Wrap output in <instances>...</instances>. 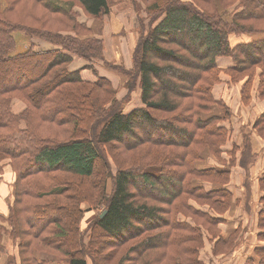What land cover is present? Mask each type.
I'll use <instances>...</instances> for the list:
<instances>
[{
	"label": "trees",
	"instance_id": "obj_1",
	"mask_svg": "<svg viewBox=\"0 0 264 264\" xmlns=\"http://www.w3.org/2000/svg\"><path fill=\"white\" fill-rule=\"evenodd\" d=\"M120 1L0 0V174L5 160L15 174L14 199L0 212V254L5 233L18 241L5 264H205V230L176 218L188 210L205 220L215 255L237 247L239 229L225 240L218 229L224 220L190 201L220 215L231 207L224 187L230 169L196 161L206 147L220 157L229 138L221 123L232 108L213 92L221 73L242 83L243 104L252 102L257 77L264 97V0H139L145 12L137 13L130 69L107 61L103 39L79 20L81 11L100 30ZM16 33L56 48L36 50L31 42L17 52ZM245 35L254 40L232 44ZM74 56L89 63L96 81L69 69ZM219 57H231L233 67L220 68ZM97 61L124 76L126 97H116L94 69ZM135 89L142 106L126 113ZM15 97L26 104L20 114L12 110ZM253 127L264 137V113ZM243 148L246 168L248 135ZM194 178L219 186L206 191ZM85 202L106 211L86 230ZM259 229L264 241V210ZM254 256L245 264H264V246Z\"/></svg>",
	"mask_w": 264,
	"mask_h": 264
},
{
	"label": "rangeland",
	"instance_id": "obj_2",
	"mask_svg": "<svg viewBox=\"0 0 264 264\" xmlns=\"http://www.w3.org/2000/svg\"><path fill=\"white\" fill-rule=\"evenodd\" d=\"M139 4V0H121L118 4H115V6L112 8V12L109 16H106L103 18L104 23L101 27V29L99 30V26L101 25L100 21L98 19H94V18H87L81 11H80V16H79V20L81 22H86L89 27L92 29V35L93 37L97 38V39H103L104 42V49H105V58L107 61L109 62H113L115 64L118 65H123L125 68L130 69L132 67V50L133 47L137 41L138 38V32H136V28L138 26V19H137V13L139 12L142 16H144V10L140 8V4ZM138 8H140V10H138ZM105 30V31H104ZM104 31V34H103ZM16 38V42H17V47L16 50L17 52H22L23 50L27 49V47L29 46V44L31 42H33L35 44V49L36 50H45L42 47L43 44H49L47 42H42L38 39L35 38H28L26 39V37H21L23 35L21 34H15L14 35ZM87 36V35H86ZM89 37V36H88ZM50 45V44H49ZM56 48V47H55ZM54 49V48H53ZM222 58V57H219ZM217 58V59H219ZM231 58V57H229ZM232 59V58H231ZM233 61V59H232ZM87 61H85V67H87V65L89 64ZM218 64V63H217ZM37 66V65H36ZM81 68L80 70L82 71ZM94 69L97 70V72L99 73L100 76L104 75L106 76V78H108L114 88L116 89V97L119 99H123L124 97L127 96L128 94V89L125 87V78L123 75L119 74L118 72H115L114 70H111L109 68H107L104 64L103 61H97L94 63L93 65ZM89 69V67L87 68ZM90 70V69H89ZM92 71V70H90ZM104 74V75H102ZM222 74V73H221ZM31 75V74H30ZM108 76V77H107ZM216 93V96L218 99H222V97L224 98V101L226 103L227 100V105L231 106V108L233 109V116L235 115L238 116L241 111L242 108L239 105L240 103L237 102L236 98H234V91L231 88V86L225 87L224 89L222 86L218 87V90ZM220 97H219V96ZM259 97V95H258ZM264 98V97H263ZM261 97H259V99H263ZM142 104L141 98L139 97V91H137V89H135V91H133L132 96H131V101L129 102L128 106L125 105L124 108H126V113L131 111L134 108H137L138 103ZM239 105V106H238ZM26 107V104L18 97H15L13 99V104H12V110L14 114H20L24 108ZM252 107H250V111H251ZM218 111V106H216L214 108L213 112H217ZM248 111L247 108H245L244 114ZM254 112V111H253ZM160 116V115H159ZM226 124H229V126L232 128V132H231V144L234 143L237 140V134L235 133V127L236 125L233 124V118L231 117ZM21 127L25 128V125L23 122H21ZM230 128V129H231ZM242 133V132H241ZM251 140V137H250ZM253 142L250 141V146L251 149L253 151ZM225 146V145H224ZM223 146V147H224ZM223 147L221 148V155L220 157H218L217 155H215L209 148H205L202 153H201V158L200 160L196 161V164H198L199 168H201L203 166V164H207L205 162V160H207V162H212L213 164H215V167H220L221 169H230V176H229V182L224 185L227 186L230 181H231V174L233 175V178L236 179H240L243 180V184L245 185V190H244V197L242 199L243 203L242 206L247 209L250 206V201H251V195L248 192V189L251 188V183L253 182V179H255L256 177L254 176V173L256 172V168H253L252 172L251 169H248V171L245 173V176H242L240 173H238V169L235 167L237 164V160L238 158L236 157V160H234L232 162V158L230 159V161L228 162L227 160L223 159ZM226 151V150H225ZM245 151H247L245 149ZM263 151V147H261V149L259 150V152ZM254 159V155H250L249 158H246V161L248 162H252ZM257 159V153L255 154V161ZM255 161H253L252 163H255ZM112 162V160H111ZM251 163V164H252ZM113 164V162H112ZM235 167V168H234ZM113 170H115V166L113 165ZM208 180V179H205ZM202 179H193V183H205L208 185H211L213 187H218L219 184H215L212 182L205 181ZM14 181H15V174L10 166V161L9 160H5L3 162V170L2 173L0 174V212L3 214H7L8 213V207L9 204L13 201L14 199V191H15V187H14ZM235 186H232L234 189H237L236 183L234 182ZM240 187V186H239ZM191 205L195 206L196 208L202 210L203 212H207L209 213L211 216H213L212 214H214V210L211 209L209 206L205 205V206H201L199 204H197L195 201H190ZM248 203V204H246ZM81 207L84 210V219L82 222V227L83 229H87L88 225H89V221L93 216H96L97 214H99L100 212L103 211V207L102 206H92L89 203H84L83 205H81ZM104 212V211H103ZM178 212L176 214V218L181 221H187L190 224L193 225H199L202 230H205V242H210L211 241V235L206 232V229L200 225L203 224L202 222H204V219H199L194 217L191 212L188 211H184L182 213ZM179 214V215H178ZM238 215V214H237ZM252 213L249 211L247 214V217H251ZM232 218H230L231 220ZM224 221H222L221 223H223ZM220 223V224H221ZM250 220L248 219L247 222H243L242 221V228L243 231H247L249 226H250ZM220 224L218 226L219 229V233L222 232ZM247 224V225H246ZM5 227L7 229L8 226L7 224H4ZM246 225V226H245ZM242 228H239V234L238 236L242 233ZM243 232V233H244ZM104 240V239H103ZM205 242H204V247L201 249L200 255H201V260L206 263V264H216L215 260L213 261V258L209 257L212 252L209 249V245L208 248H205ZM213 243V242H211ZM4 244L6 246V253L4 254H0V264H5L4 262L7 259V254H13V253H17V245H18V241L10 238V236L8 235V233H5L4 235ZM214 245V244H213Z\"/></svg>",
	"mask_w": 264,
	"mask_h": 264
},
{
	"label": "crops",
	"instance_id": "obj_3",
	"mask_svg": "<svg viewBox=\"0 0 264 264\" xmlns=\"http://www.w3.org/2000/svg\"><path fill=\"white\" fill-rule=\"evenodd\" d=\"M104 31H103V34H104ZM252 40H254V37L250 36V35H245V36H241V37H233L232 38V44L236 45L238 43H247V42H250ZM49 44H43L41 48H43L45 50L55 48L54 45H52V44L49 45ZM217 63H218V66L222 69L231 68V67H233V64H234L232 59L229 57L219 58V59H217ZM84 65H85L84 59H81V58L74 56L73 62L71 63L69 69L71 71L72 70H78V69L84 68L85 67ZM90 70L87 68L82 69L81 76L86 81L94 82L97 80V77ZM102 75H104V74H102ZM104 77H106V76L104 75ZM227 85L231 86V88L233 89L234 96H235L234 98H236L237 102L240 103L239 105L241 106L242 111L238 116H236V117H235V115L232 116L233 124L236 125L235 133L237 134V140L234 143L231 144L232 128L229 126V124H226L227 121H224L221 123V125L225 126L226 128H229V138H228L226 145L223 147V156L222 157H223V159H225L229 162L230 159L232 158L231 152L234 150V146L236 145V146L240 147V149H238L236 152V157L238 158V160L236 163L237 165L235 167L238 169V173H240L242 176H245V173L248 171V169H250L253 166L251 169V172H252L253 168H256V172L254 173V176L256 178L253 179V182L251 183V188L248 189V192L251 195L250 196L251 201H250V206L247 209H245L242 206V203H243L242 199L244 197L243 193L245 190V185L243 184V180H240V179L238 180L236 178H233V175L231 174V181L227 186H225V188L227 190H229L233 195L231 207H230L229 211L223 215H220V214L216 213L215 211H214V214H212V215L214 217L222 218L224 220V222L220 224V227L222 230L221 237L224 238L225 240H227L231 235H233L237 231V229L242 228V226H243V225H241L242 221L247 222L249 219L250 220V223H249L250 226H249L248 230L245 232L243 231V228H242V233L236 239V246L237 247L234 251H231L229 253H223V254L215 255L213 253V246L214 245H213V243H211V241L205 242V248L206 247L208 248V245H209V249L212 252V254L209 257L213 258V261L215 260L216 264H245V262L247 261L248 258H254L257 260V258L254 256V250L256 248H262L264 246V241L258 239L259 233L262 232V230L259 229V213L264 210V207L261 203V197L264 196V189L262 190L260 187V179L264 178V137L260 136L258 134V132L253 127V124L256 121V119L262 113H264V98L259 99V97H258L259 93H258L257 88L259 85V78L257 77L254 81L253 89H252V93H251L252 97H253L252 102L249 105L243 104L242 97H241V85H242V83L234 84L230 81V77L228 75H226L225 73H222L221 74V82L214 87L213 92H214L215 99L218 100L216 93H215V92H217L218 87L222 86L224 89V86L227 87ZM137 91H139V90H137ZM139 97H140V91H139ZM222 99H224V98L222 97ZM226 103H227V100H226ZM128 104H127V106H128ZM141 106H142V104L139 102L137 105V108L141 107ZM250 107H252L251 111H250ZM245 108H247L248 111L244 114ZM232 111H233V109H232ZM125 112H126V108H125ZM245 135H248L249 139L251 137L250 141L253 142L252 143L253 151L251 149L250 153H249L250 155L251 154L254 155L253 161H255V154L257 153V159H256L255 163H252L253 162L252 161L251 162L252 164H251L248 161V165L246 166V168L242 167L241 163H240L242 151H245V149L243 148ZM261 147H263V151L259 152ZM205 162L207 164H203V166L201 168H204V169L215 168V164H213L212 162H207V160H205ZM234 182L236 183L237 189H234L232 187V186H235ZM198 184H199V186H203V188L206 191H211V190L216 188V187H213V186L205 184V183H203V184L198 183ZM246 204H248V203H246ZM249 211L252 213V216L248 218L247 214ZM230 218H232V219L230 220ZM256 262H258V261H256Z\"/></svg>",
	"mask_w": 264,
	"mask_h": 264
},
{
	"label": "water",
	"instance_id": "obj_4",
	"mask_svg": "<svg viewBox=\"0 0 264 264\" xmlns=\"http://www.w3.org/2000/svg\"><path fill=\"white\" fill-rule=\"evenodd\" d=\"M106 214V211L103 212L102 216H104Z\"/></svg>",
	"mask_w": 264,
	"mask_h": 264
}]
</instances>
